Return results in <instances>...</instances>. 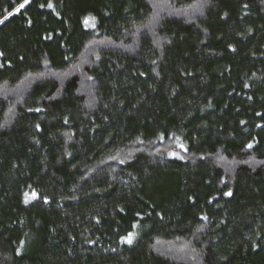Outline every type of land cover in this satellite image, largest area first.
<instances>
[{
  "label": "trees",
  "instance_id": "obj_1",
  "mask_svg": "<svg viewBox=\"0 0 264 264\" xmlns=\"http://www.w3.org/2000/svg\"><path fill=\"white\" fill-rule=\"evenodd\" d=\"M23 2L0 264H264V0Z\"/></svg>",
  "mask_w": 264,
  "mask_h": 264
},
{
  "label": "snow or ice",
  "instance_id": "obj_2",
  "mask_svg": "<svg viewBox=\"0 0 264 264\" xmlns=\"http://www.w3.org/2000/svg\"><path fill=\"white\" fill-rule=\"evenodd\" d=\"M27 3H29V0H24V2L21 3L19 7H20V8H24L25 4H27ZM48 6L51 7V4H49ZM18 10H19V9H18ZM37 127H38V126H37ZM247 147L251 148L252 145L249 144V145H247ZM226 195H231V193H230V192H229V193H226ZM127 242H128L129 244L132 243L131 234H130L129 237L127 238Z\"/></svg>",
  "mask_w": 264,
  "mask_h": 264
}]
</instances>
